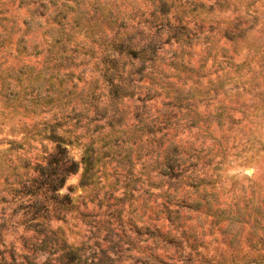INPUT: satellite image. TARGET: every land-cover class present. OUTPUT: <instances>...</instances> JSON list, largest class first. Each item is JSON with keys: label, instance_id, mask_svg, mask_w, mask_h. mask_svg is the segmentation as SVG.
<instances>
[{"label": "rangeland", "instance_id": "rangeland-1", "mask_svg": "<svg viewBox=\"0 0 264 264\" xmlns=\"http://www.w3.org/2000/svg\"><path fill=\"white\" fill-rule=\"evenodd\" d=\"M0 264H264V0H0Z\"/></svg>", "mask_w": 264, "mask_h": 264}]
</instances>
